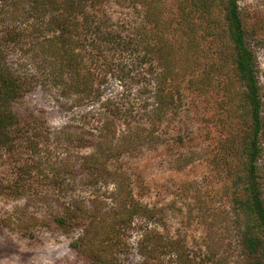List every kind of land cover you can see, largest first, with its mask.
Wrapping results in <instances>:
<instances>
[{
	"label": "rangeland",
	"instance_id": "374dc122",
	"mask_svg": "<svg viewBox=\"0 0 264 264\" xmlns=\"http://www.w3.org/2000/svg\"><path fill=\"white\" fill-rule=\"evenodd\" d=\"M30 1L0 0V70L6 74L7 66H13L31 86L9 107L16 116L10 127L11 139L4 142L0 136V264H138L143 259L140 226L147 225L184 242L187 264H252L243 247L247 215L236 201L231 171L221 163L225 157L222 144L230 135V109L238 110L244 88L227 56L232 50L228 35L218 28L224 23L225 5L214 6L218 24H210L199 12L186 17L192 7L189 0H87L86 12L93 28L97 24L109 27V41L114 44L106 43L97 52L93 43L100 38L77 32L76 44L85 38L86 46H77L73 52H83L89 66L100 71L106 69L103 58L110 57L112 68L99 75L102 98L77 103L76 96L63 97L42 72L43 65L39 67V58L52 54L53 48L46 47V53L38 56L32 48L46 19L33 17ZM57 1L58 5L67 3ZM239 5L264 91V0H239ZM145 6L152 7L150 22ZM118 26L132 43L136 42L134 30L138 35L141 30L151 34L152 29L160 34L159 60L146 56L144 50L135 56L130 52L115 56ZM14 30L19 35L13 43L10 33ZM118 65L129 70L133 66L134 75L120 80L115 71ZM162 70L179 92V99L163 107L165 113L153 134L142 111L145 104L150 108L155 104L154 78ZM208 72L212 79L206 82ZM232 80L234 105L225 91ZM110 110L122 114L115 116V136L105 140L115 149L108 165L115 170V178L92 188L82 183L85 171L80 163L95 153L100 125L112 117ZM138 127L144 129L143 134L152 133L149 144L129 141L135 140ZM140 137L137 134V139ZM82 143L91 145L82 147ZM120 148L123 152L118 155ZM73 161L78 168L74 183L70 173ZM260 163L264 192V155ZM121 175L127 177L125 183ZM120 193L124 198L132 195L158 214L149 220L135 219L138 226L132 225L129 233L117 231L113 219ZM96 198L101 204L94 221L87 215L76 228H69V233L64 231L68 227L58 226L56 218L71 211L73 200L93 206ZM87 232L90 238L97 235L93 247L75 248L73 242ZM153 259V264L177 261L163 252Z\"/></svg>",
	"mask_w": 264,
	"mask_h": 264
},
{
	"label": "trees",
	"instance_id": "16d2710c",
	"mask_svg": "<svg viewBox=\"0 0 264 264\" xmlns=\"http://www.w3.org/2000/svg\"><path fill=\"white\" fill-rule=\"evenodd\" d=\"M66 4L58 5L57 0H31L34 9L35 19L39 21L46 19L44 25H40V34L32 48H35V53L38 56L39 52H43L46 47L53 48V53L45 57L39 58L41 64L39 67L43 69L49 79L61 92V95L66 98H74L76 96L77 103H93L102 98V81H100L101 72L112 68L110 57L103 58V64L106 65L105 70H93L87 60L86 55L81 51L73 52L75 47L80 46L81 49L86 46L84 40L79 43L76 41L79 34L95 35L99 42L95 46L97 52L102 51L104 44L111 43L112 33L109 32V27L97 24L93 28L94 22L90 21L86 12L87 0H66ZM191 3V12L187 13L186 17L192 18L195 13L199 12L200 16L208 18L210 24L217 23L216 17L213 15L214 6L223 3L225 5L224 23L218 27L222 34L228 35L229 43H231L232 50L227 56L232 59L234 76L236 80L240 81L243 89L240 96V104L238 110L234 107L230 109V116L232 117L230 123V135L222 144V154L225 156L221 163H225L227 170L229 169L230 177L234 179V194L237 195L240 207L246 212V228L243 237V247L246 258L252 259V264H264V192L261 186V163L260 160L264 155V119H263V97L264 91L260 84L259 70L256 63V56L254 51L247 42V30L244 24L243 13L239 5V0H189ZM192 1V2H191ZM144 3L143 5H145ZM145 16L150 22L152 21V7L145 6ZM159 15V11H158ZM196 15V14H195ZM82 19V20H81ZM41 21V22H42ZM96 29V30H94ZM134 30L132 36L135 43H132L127 34H123V27L115 28V56L123 55L125 52H130L135 56L138 51L144 50L146 56L153 57L155 60L157 54L161 52L162 37L155 30L151 34L144 33L141 30L140 35ZM144 33V34H143ZM19 32L14 30L10 33V39L14 43L17 41ZM43 36L40 39V36ZM149 35V36H147ZM90 38V37H89ZM88 38V39H89ZM226 37H224L225 39ZM40 39V40H39ZM110 40V41H109ZM73 47V48H72ZM46 53V51H44ZM35 55V56H36ZM51 56V58H48ZM37 59V57H36ZM135 64V61L131 64ZM45 66V67H44ZM119 66V65H118ZM166 67V66H165ZM220 66H217L218 69ZM222 68V67H221ZM220 68V69H221ZM6 74L0 70V136L4 142L11 139L12 132L10 127L13 126L14 118L12 110L9 109L15 101L24 96L30 89L28 80L18 76L13 66H7ZM119 72V79H126L133 74V66L129 70L125 66H119L115 69ZM112 73V70L109 71ZM221 73V70H216ZM108 74V72H106ZM168 74V70H167ZM106 75V74H105ZM154 78V77H153ZM230 78V77H229ZM211 74L205 75L206 82L211 80ZM102 80V78H101ZM155 88L157 90L155 96V104L152 108L145 104L142 111V117L150 121L152 125L153 134L157 130V122L161 120L163 107L169 103L173 104L178 100L177 89H173L171 83H168V77L165 72L159 74V77L154 78ZM234 81H230L225 85L226 93H229L231 104H236L234 101L235 90ZM206 83H204L205 85ZM177 97V98H176ZM241 109V113H239ZM112 117H107L100 125V134L96 151L89 156L83 158L80 167L84 174L83 185L96 187L99 183H109L115 178V170L108 168L109 162L114 159L115 149L108 146L107 137L115 136V128L118 122L115 117V110H110ZM127 111V110H126ZM105 112H107L105 110ZM238 112V113H237ZM104 115V112L102 113ZM229 116V118H230ZM121 117V116H120ZM241 118L238 123L236 119ZM235 121V122H234ZM242 123V124H241ZM116 125V126H115ZM142 127V126H140ZM139 128V127H138ZM144 129L139 128L136 133L135 140L131 142H143L149 144V135L153 137L152 133L143 134ZM137 134L142 137L137 139ZM74 139V136H73ZM9 143V142H8ZM82 147H88L91 144H80ZM122 149H118L116 154H120ZM237 161L235 164L234 162ZM79 163V162H78ZM71 176L74 179L77 175L78 168L74 166V161L71 163ZM235 166V167H234ZM233 168V169H232ZM121 179L127 177L121 175ZM125 183V182H124ZM110 195V194H109ZM122 198L118 201V208L115 212L114 225L117 231H124L129 233L130 229L138 226L135 219L144 218L152 219L158 212L154 208H149L136 201L132 195L130 198L125 197L124 194H119ZM98 194L96 195V197ZM113 196V195H112ZM108 196V197H112ZM100 199L92 200L93 206H87L77 200L71 202V211H66L63 216L56 218V223L61 228H67L66 233H69V228H76L80 224V220H85L87 215L98 217L97 208L100 206ZM98 201V204H97ZM105 205V202H102ZM95 207L93 211H89ZM118 210V211H117ZM112 220V222H113ZM142 236L139 240V248L143 259L138 264H149L150 259L156 257L159 252H163L167 257H175V263L180 264L189 263V260L184 258L185 245L179 238H172L164 235L155 228L147 226H140ZM89 232L77 238L73 245L75 248L93 247L97 239V235L89 237ZM92 233V232H90ZM149 247V248H148ZM148 249V251H147ZM185 259V260H184ZM118 260V259H115ZM154 259L151 261L153 264Z\"/></svg>",
	"mask_w": 264,
	"mask_h": 264
}]
</instances>
